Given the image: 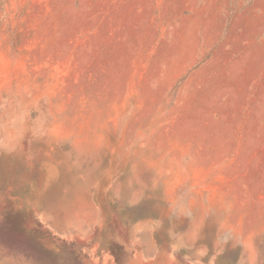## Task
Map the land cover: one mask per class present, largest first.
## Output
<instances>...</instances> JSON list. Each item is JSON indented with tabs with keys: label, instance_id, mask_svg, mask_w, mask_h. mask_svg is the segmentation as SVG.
Returning a JSON list of instances; mask_svg holds the SVG:
<instances>
[{
	"label": "rangeland",
	"instance_id": "obj_1",
	"mask_svg": "<svg viewBox=\"0 0 264 264\" xmlns=\"http://www.w3.org/2000/svg\"><path fill=\"white\" fill-rule=\"evenodd\" d=\"M120 243L264 264V0H0V264Z\"/></svg>",
	"mask_w": 264,
	"mask_h": 264
},
{
	"label": "crops",
	"instance_id": "obj_2",
	"mask_svg": "<svg viewBox=\"0 0 264 264\" xmlns=\"http://www.w3.org/2000/svg\"><path fill=\"white\" fill-rule=\"evenodd\" d=\"M118 243V242H117ZM124 246L125 250H129L131 255L122 264H185L182 261L176 259V256L172 254L168 249L164 248L159 244L156 247L155 252L152 255H145L143 251L136 249L132 244L127 245L119 244ZM118 245V246H119ZM84 264H118L116 259L108 252L106 258H95V256H89Z\"/></svg>",
	"mask_w": 264,
	"mask_h": 264
},
{
	"label": "flooded vegetation",
	"instance_id": "obj_3",
	"mask_svg": "<svg viewBox=\"0 0 264 264\" xmlns=\"http://www.w3.org/2000/svg\"><path fill=\"white\" fill-rule=\"evenodd\" d=\"M109 244H111V243L109 242ZM121 244H122V243H121ZM124 248H125V247L123 246V253H121V255H118V256H114V255H113V253H112L110 247H105V248H104V252H105L106 255H108V252H109V253H110L111 255H113V257L116 259V263H118V264H122V263H124V261L129 257V255H131V252H130L129 250H125ZM105 257H106V256H105ZM95 258H100V259H102V258H104V255H101L100 257H97V256L95 255Z\"/></svg>",
	"mask_w": 264,
	"mask_h": 264
}]
</instances>
